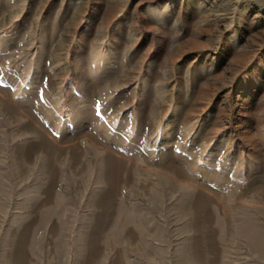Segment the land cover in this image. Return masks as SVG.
<instances>
[{"label": "rangeland", "instance_id": "obj_1", "mask_svg": "<svg viewBox=\"0 0 264 264\" xmlns=\"http://www.w3.org/2000/svg\"><path fill=\"white\" fill-rule=\"evenodd\" d=\"M0 264H264V0H0Z\"/></svg>", "mask_w": 264, "mask_h": 264}]
</instances>
